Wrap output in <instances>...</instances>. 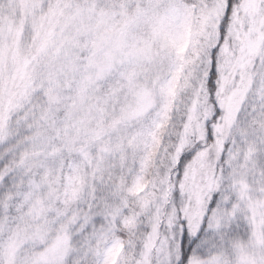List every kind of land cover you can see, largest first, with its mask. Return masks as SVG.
<instances>
[{
	"label": "snow or ice",
	"instance_id": "1",
	"mask_svg": "<svg viewBox=\"0 0 264 264\" xmlns=\"http://www.w3.org/2000/svg\"><path fill=\"white\" fill-rule=\"evenodd\" d=\"M0 264H264V0H0Z\"/></svg>",
	"mask_w": 264,
	"mask_h": 264
}]
</instances>
